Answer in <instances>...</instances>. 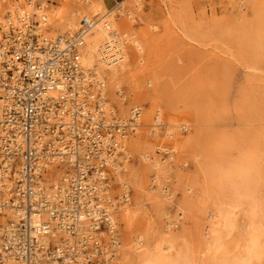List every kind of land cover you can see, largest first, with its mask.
<instances>
[{"label": "bare ground", "instance_id": "1", "mask_svg": "<svg viewBox=\"0 0 264 264\" xmlns=\"http://www.w3.org/2000/svg\"><path fill=\"white\" fill-rule=\"evenodd\" d=\"M28 1L44 7L43 0ZM177 1L172 22L182 28L186 39L198 32L192 28V6L197 1L212 5V15L199 30L203 36L211 31L216 35L218 45L214 49L222 54L217 59L219 82L209 84L208 79L175 78L166 72H155L152 80L158 109L153 113L151 125L144 122L141 105L134 104L128 116L121 118L106 99L114 102L113 91L124 99L118 83L133 80L139 73L133 69L135 59L152 48L146 33L141 32L136 38L129 31L137 19L141 22L140 15L132 16L134 10L141 9L143 0H127V5L125 0H80L67 3L64 9H54L50 15L37 13L41 15L40 25L47 26L42 34L52 40L77 31L80 23L86 24L89 31L83 37L78 62L95 81L93 97L97 82L107 90L100 98L105 125L114 120L123 124L136 120L131 125L134 133L123 142L122 158L106 174L99 166H95L93 173L97 182L109 181V194L129 207L110 261L111 264H264V0ZM15 3L35 12L34 6L28 9L23 0ZM125 8L127 12L122 14ZM115 10H120L126 24H115L121 17ZM103 11L106 12L101 15ZM91 19L97 21L92 28ZM109 31L129 45L109 41ZM138 64H143L141 59ZM224 86L228 89L233 86L235 90L236 104L228 120L223 98L219 96ZM141 97L143 100L144 95L139 96V102ZM159 103L179 117L172 119L167 130L166 116ZM134 110L138 111L136 118L131 116ZM183 132L189 139L181 142ZM151 143L154 150L147 154L145 150ZM73 148L79 156L86 154L83 145ZM179 154H185V161L179 160ZM102 161L106 159L103 157ZM61 162L44 167L47 175L43 176L42 188L72 176ZM56 169L60 170L55 177L48 179L50 170ZM118 211L117 208L114 214L120 218ZM5 216L6 220H0L1 232H7L14 220L12 211ZM83 219L80 214V221ZM33 223L39 225L36 217ZM78 227L72 232L52 228L46 235L39 234L36 245L57 249L61 239L71 242L73 236L82 235L89 241L97 238L89 225L81 228L84 234H79ZM109 238L112 240L113 235ZM0 264L19 263L6 260Z\"/></svg>", "mask_w": 264, "mask_h": 264}, {"label": "built area", "instance_id": "2", "mask_svg": "<svg viewBox=\"0 0 264 264\" xmlns=\"http://www.w3.org/2000/svg\"><path fill=\"white\" fill-rule=\"evenodd\" d=\"M23 1L28 9L34 6L35 12L17 6V0H0V220H6L9 211L14 215L11 228L0 230V263L111 264L120 224L127 219L125 210L129 207L109 194V181L97 182L93 173L99 166L106 174L122 158L136 120L127 124L114 120L105 125L100 110L105 88L97 82L93 97L95 81L78 62L83 37L89 31L86 24L49 39L41 32L47 26L40 25L41 15L37 13L50 15L58 8L57 3L43 0L41 9ZM64 1L80 2H57ZM89 22L90 28L97 24L93 19ZM108 33L109 41L129 45L118 34ZM132 115L138 117V111ZM75 145H83L86 154L77 155ZM59 160L72 176L65 183L63 180L42 188L43 176L47 175L44 167ZM117 208L120 218L114 214ZM84 225H89L97 238L89 241L82 235L73 236L71 242L61 239L57 249L36 245L39 234L46 235L52 228L72 232L79 226V234H84Z\"/></svg>", "mask_w": 264, "mask_h": 264}, {"label": "rangeland", "instance_id": "3", "mask_svg": "<svg viewBox=\"0 0 264 264\" xmlns=\"http://www.w3.org/2000/svg\"><path fill=\"white\" fill-rule=\"evenodd\" d=\"M9 1L13 2L14 0ZM55 2L57 3L59 9H64L65 6H67V3H69L67 1ZM177 2V0H143V6L141 9L138 11L134 10L133 12L134 15L132 17L135 18L140 15L141 22L137 19L136 25L134 27H130L129 29L130 33H132L136 38H138L141 32L146 33L149 40L152 42V48L149 52H143L139 58L135 59L133 69L139 73L134 75L133 80L128 79L126 82L121 81V83H118L124 95V99L121 100L115 94V91H113L114 102L106 98L110 107L113 108L121 118L123 116H128L127 112L130 107L134 104H139L143 107L144 122L146 121L148 122V125H151V120L154 116L153 113L158 109L157 103L154 101L155 91L152 80L153 74L157 71L166 72L169 77L173 76L178 78L189 76L194 80L208 79L210 80L209 84L219 82L217 59H219L222 54L219 53L218 49V51L214 49V47L217 48L218 45L217 40L215 39L216 35L213 31H211L209 34L203 36L199 30L201 28L200 25L206 21L205 19H209L212 15V12L214 11V9L212 10V5L203 1H201L200 4H197V1V5L195 4L192 6V28H196V31L198 32L192 36L193 38L186 39L182 28L172 22V15L175 14V11H177V9L175 10ZM230 2L233 1L230 0ZM127 3V0H125L126 5ZM114 5L115 4H113L112 7H114ZM157 8L159 9V12H156ZM45 10L49 11L50 6L46 5ZM109 10L110 9H108L107 12H109ZM105 12L106 11H103L101 15ZM124 12H127L126 8L122 14H125ZM117 14H121V12H117ZM122 14L119 19L115 20V24H126L125 17L122 16ZM48 33H51L50 29L48 30ZM64 33L65 31L60 34ZM140 59L143 62L141 65L138 64ZM225 75L228 74L225 73ZM237 76H239V74ZM224 79L228 80L229 78L225 77ZM129 86L132 87L131 92L129 90ZM132 91L136 92L134 93ZM128 92L130 95L133 94L136 96H129ZM221 92L219 96L223 98V109L227 114L226 117L228 120L230 119L229 114L233 111L236 104L235 90L233 86L231 89L224 86ZM142 95H144V99L142 100L141 97L142 101L139 102L138 98ZM211 96H213L212 93ZM159 104L164 112L163 115L166 116L165 120L167 121H165V130H167L171 128L169 125L172 123V119L177 118L178 116L176 114H171V110H167L166 108L168 107H165L163 103ZM120 110H123V112H120ZM181 123H183V121ZM185 139L189 138L187 137V134L183 132L180 141L182 142ZM151 145L152 143L149 144L148 147L146 146L147 148L145 152H147V154L154 150V145ZM128 151L130 152L129 149ZM178 157L180 161H185V154H179ZM133 164L135 166L137 165L135 162ZM127 169H130L129 166ZM57 170L60 169L50 170L47 178L52 180L55 177Z\"/></svg>", "mask_w": 264, "mask_h": 264}]
</instances>
